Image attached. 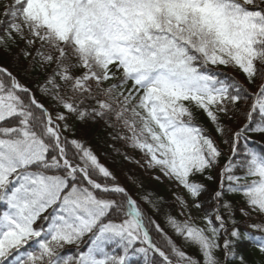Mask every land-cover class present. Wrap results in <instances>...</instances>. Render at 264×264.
I'll return each mask as SVG.
<instances>
[{"label":"snow or ice","instance_id":"1","mask_svg":"<svg viewBox=\"0 0 264 264\" xmlns=\"http://www.w3.org/2000/svg\"><path fill=\"white\" fill-rule=\"evenodd\" d=\"M14 51L0 264H264V0H0ZM101 123L170 201L101 163Z\"/></svg>","mask_w":264,"mask_h":264},{"label":"trees","instance_id":"2","mask_svg":"<svg viewBox=\"0 0 264 264\" xmlns=\"http://www.w3.org/2000/svg\"><path fill=\"white\" fill-rule=\"evenodd\" d=\"M17 61H19V63ZM26 63L27 62L21 59L15 51L11 55L0 53V65L8 67L9 70L15 72L18 76H23L22 68ZM111 132L112 130L105 127L102 123L97 124L90 129L84 139L88 143V146L97 154L101 163L114 172L121 184L135 191L133 186L129 184V178H134L143 184V189L141 191H152L163 196L165 201H170L173 190L170 189L167 184L161 185L154 181L151 178L152 175L147 174L145 168L141 167L144 163L142 154L138 150L127 147L124 142L112 139ZM117 149L119 152H117ZM125 153L130 159H125ZM136 161L140 163H136ZM145 207L147 206L145 205ZM155 218L161 223V226L171 234V231L167 229L164 224L163 217L157 215ZM174 238L178 243L181 242L178 237ZM184 250L190 254H194L192 248H185ZM132 264H142V260L139 258L134 259Z\"/></svg>","mask_w":264,"mask_h":264},{"label":"rangeland","instance_id":"3","mask_svg":"<svg viewBox=\"0 0 264 264\" xmlns=\"http://www.w3.org/2000/svg\"><path fill=\"white\" fill-rule=\"evenodd\" d=\"M144 159V158H143ZM145 170H146V168H145ZM146 172H147V174H149V175H153V173H151V172H149V171H147L146 170ZM165 184H167V182H165ZM168 187L170 188V189H172L173 191H175V189H173L170 185H168ZM180 191H182V190H180ZM193 215H199V213H197V212H194L193 213Z\"/></svg>","mask_w":264,"mask_h":264}]
</instances>
